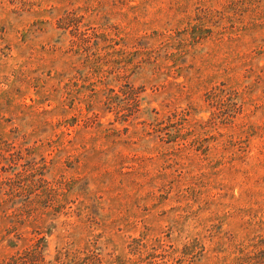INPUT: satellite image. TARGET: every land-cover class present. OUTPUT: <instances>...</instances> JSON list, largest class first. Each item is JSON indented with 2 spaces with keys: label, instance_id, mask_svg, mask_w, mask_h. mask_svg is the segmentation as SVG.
I'll list each match as a JSON object with an SVG mask.
<instances>
[{
  "label": "rangeland",
  "instance_id": "374dc122",
  "mask_svg": "<svg viewBox=\"0 0 264 264\" xmlns=\"http://www.w3.org/2000/svg\"><path fill=\"white\" fill-rule=\"evenodd\" d=\"M0 264H264V0H0Z\"/></svg>",
  "mask_w": 264,
  "mask_h": 264
}]
</instances>
